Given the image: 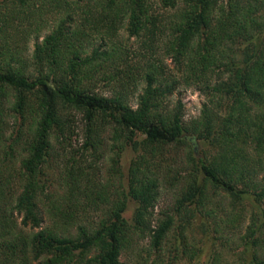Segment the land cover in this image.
<instances>
[{
	"label": "trees",
	"instance_id": "obj_1",
	"mask_svg": "<svg viewBox=\"0 0 264 264\" xmlns=\"http://www.w3.org/2000/svg\"><path fill=\"white\" fill-rule=\"evenodd\" d=\"M188 87L203 101L185 120ZM236 222L232 264H264V0H0L1 264H125L141 246L143 264H222Z\"/></svg>",
	"mask_w": 264,
	"mask_h": 264
},
{
	"label": "rangeland",
	"instance_id": "obj_2",
	"mask_svg": "<svg viewBox=\"0 0 264 264\" xmlns=\"http://www.w3.org/2000/svg\"><path fill=\"white\" fill-rule=\"evenodd\" d=\"M179 97L181 99V102L183 104V117L185 118V120L195 116L198 113V108L201 106V103L203 101V98L199 95V93L191 88H179L178 91H176L173 96L172 99H175ZM79 128V127H78ZM187 140L190 142L191 146L193 147V150L196 152V154H198L200 146L197 144V141L192 138L191 136H186ZM103 143L106 144L107 147L111 146V141L109 139V137L107 135H104L102 137ZM67 143H66V147H65V151L64 153H61V149L59 148L58 144L53 143L54 145V149H52V156L51 158H49V162H50V167L51 169L53 168V171L51 169H47V173L48 172H53L56 173L60 170H57V168H54V160H57L59 157V164H60V168L63 166V161L67 160L69 158V148L70 147H76L79 146L82 143V137H81V132L80 130H76L70 135L68 136V138L66 139ZM107 147L105 149L104 154V158L94 161V177L95 179H102L104 178V175L108 174L109 169L108 164H107V159L108 156L110 155V152L107 151ZM133 152L126 148L124 149L121 154H120V160H118V164L120 165L121 170L124 172L126 169V166L128 164V161H130V159L133 157ZM182 159L180 156H175L173 155L169 160H168V164L170 165V168H172L173 170H175V168H177V166H179V160ZM88 161H91L90 158L87 157ZM69 163L75 165L77 162L72 163V160H68L66 162L65 165H68ZM64 169V167H63ZM62 170V169H61ZM56 176V175H55ZM175 189L174 188H170L166 185H163L160 191V194L158 196L157 202H156V206L153 210L154 214L156 216H159V213L165 209H168L173 202V197L175 196ZM133 208V204L131 202H129L124 214V217H128L131 213V210ZM93 212H90V214L88 216L92 217ZM14 218L16 219V223L17 226L20 227V224H18V216L14 213ZM242 224H238L237 222L235 223V225L232 228V232L231 234L227 233L225 237H228V239L226 240V244L229 245L228 248L226 249H222L221 250V263L225 264L226 262L229 263H233V259H234V250L236 248V244H237V236L238 233L241 232L242 229ZM22 231L29 232V228L27 226L25 227H21ZM34 230V229H33ZM208 232L204 235V239L205 240L202 244V249H203V253L201 256V260H204L207 258L208 252H209V244L211 243V235L212 233L210 232V229L208 228L207 230ZM195 237L196 239H199V231L195 230ZM214 242L218 243L219 241L214 240ZM144 244V243H143ZM142 245V244H141ZM143 246L139 247V249L137 248L136 251H128L126 252L124 255L120 256V259L125 263V264H143V260L146 257L145 253L142 249ZM3 251V250H2ZM149 259V257H148ZM185 259L180 260V262H184ZM186 261V260H185ZM0 262H5L7 263L8 261L6 260V256H4L3 254L0 253ZM1 264V263H0ZM10 264H12L10 262Z\"/></svg>",
	"mask_w": 264,
	"mask_h": 264
}]
</instances>
